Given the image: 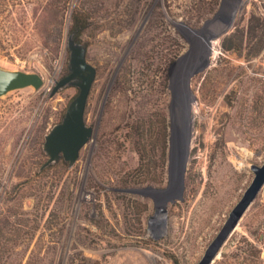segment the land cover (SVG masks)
Here are the masks:
<instances>
[{
  "label": "rangeland",
  "instance_id": "374dc122",
  "mask_svg": "<svg viewBox=\"0 0 264 264\" xmlns=\"http://www.w3.org/2000/svg\"><path fill=\"white\" fill-rule=\"evenodd\" d=\"M74 7L93 133L39 171ZM0 66L43 78L0 96V264H199L264 162V0H0ZM209 264H264V185Z\"/></svg>",
  "mask_w": 264,
  "mask_h": 264
},
{
  "label": "water",
  "instance_id": "95a60500",
  "mask_svg": "<svg viewBox=\"0 0 264 264\" xmlns=\"http://www.w3.org/2000/svg\"><path fill=\"white\" fill-rule=\"evenodd\" d=\"M66 47L69 51L68 72L57 80L50 95L66 87H75L78 93L69 102L61 120L54 123L44 134L42 150L47 160L39 171L63 159L71 168L79 157L81 148L89 141L93 133V126L85 121V107L92 84L96 77V67L86 59L87 49L84 44L76 40L74 32L67 36ZM43 85V78L39 73L23 70H12L0 66V96L9 91L33 87L38 90ZM254 176L243 192L239 201L229 212L224 225L206 249L199 264H209L228 234L236 227L241 216L264 185V162L261 165H251ZM165 212L158 208L154 219L160 218Z\"/></svg>",
  "mask_w": 264,
  "mask_h": 264
},
{
  "label": "trees",
  "instance_id": "16d2710c",
  "mask_svg": "<svg viewBox=\"0 0 264 264\" xmlns=\"http://www.w3.org/2000/svg\"><path fill=\"white\" fill-rule=\"evenodd\" d=\"M90 23H91L90 17L88 16V14L85 11L78 10L77 8L74 7V9L71 12V32H74L76 40L80 41L79 39L80 35L83 33V31H85L89 27ZM84 46L86 47L85 44ZM61 161L64 160L61 159Z\"/></svg>",
  "mask_w": 264,
  "mask_h": 264
},
{
  "label": "flooded vegetation",
  "instance_id": "af4514ba",
  "mask_svg": "<svg viewBox=\"0 0 264 264\" xmlns=\"http://www.w3.org/2000/svg\"><path fill=\"white\" fill-rule=\"evenodd\" d=\"M217 5H220V3L218 2V4ZM222 19V18H221Z\"/></svg>",
  "mask_w": 264,
  "mask_h": 264
}]
</instances>
